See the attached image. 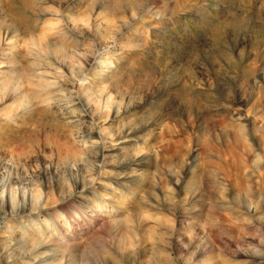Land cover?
<instances>
[{"label": "rangeland", "instance_id": "obj_1", "mask_svg": "<svg viewBox=\"0 0 264 264\" xmlns=\"http://www.w3.org/2000/svg\"><path fill=\"white\" fill-rule=\"evenodd\" d=\"M0 194V264H264V0H0Z\"/></svg>", "mask_w": 264, "mask_h": 264}, {"label": "bare ground", "instance_id": "obj_2", "mask_svg": "<svg viewBox=\"0 0 264 264\" xmlns=\"http://www.w3.org/2000/svg\"><path fill=\"white\" fill-rule=\"evenodd\" d=\"M122 142V141H121ZM119 145H120V142L118 143ZM123 144V143H122ZM119 145H117L116 147H114L113 149H111L112 151H115V152H117V157H118V155H120L121 156V154H120V152H121V147L119 146ZM105 152V151H104ZM122 157V156H121ZM124 159H126L125 157H124ZM118 160V159H117ZM127 160V159H126ZM131 160V159H130ZM133 165H136V166H139V165H137L134 161L132 162L131 161V163H129V164H126V165H123L120 161H117V163L116 164H112L110 167L113 169V177H110V178H108L109 179V181H111V182H113V183H119V174L121 173V172H125V171H127V170H130V169H132V166ZM142 165V164H141ZM129 172V171H128ZM127 172V173H128ZM126 173V174H127ZM100 184V183H99ZM107 185H109V184H107ZM107 185L105 184L104 186H103V188L106 190V191H109L110 190V188H108V187H110V186H108L107 187ZM86 189V188H85ZM81 190H83V188L81 189ZM111 191V190H110ZM112 192V191H111ZM113 196V195H112ZM103 201L104 202H109V200H107V199H103ZM10 203V202H9ZM8 200H7V198L5 197V196H3L2 194H0V205L2 206V207H6L8 204Z\"/></svg>", "mask_w": 264, "mask_h": 264}]
</instances>
